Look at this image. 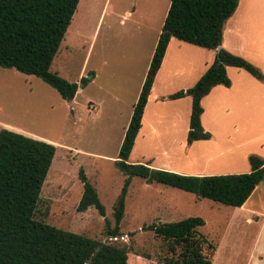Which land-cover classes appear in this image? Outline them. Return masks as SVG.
I'll list each match as a JSON object with an SVG mask.
<instances>
[{"label": "rangeland", "instance_id": "1", "mask_svg": "<svg viewBox=\"0 0 264 264\" xmlns=\"http://www.w3.org/2000/svg\"><path fill=\"white\" fill-rule=\"evenodd\" d=\"M170 1L79 0L50 66L51 72L77 84L75 97L63 100L40 78L0 67V129L13 125L57 142L40 193L45 222L93 239L128 245V264H158L161 241L144 227L199 216L205 222L201 232L215 244L212 264H264V231L259 247L253 246L262 220L244 223L250 215L247 208L264 212V179L246 207H230L133 176L120 223L123 235L118 238L105 236V219L94 207L77 211L82 195L78 172L82 169L105 208L106 219L114 225L113 206L125 180L114 161ZM181 45L166 66L169 73L161 78L170 81L156 88L157 97L192 87L196 76L210 64L212 50ZM222 48L264 73V0H239L224 25ZM235 71L238 69H230L233 78ZM178 103L166 99L163 105L171 107L165 114H185L186 107ZM204 122L216 128L209 113ZM152 143L143 154L131 152L129 161L145 162L150 157L156 161L166 155L158 152L162 146ZM194 154L195 150V160ZM224 158L211 159L210 168L219 167Z\"/></svg>", "mask_w": 264, "mask_h": 264}, {"label": "trees", "instance_id": "2", "mask_svg": "<svg viewBox=\"0 0 264 264\" xmlns=\"http://www.w3.org/2000/svg\"><path fill=\"white\" fill-rule=\"evenodd\" d=\"M79 0H0V67L33 75L54 88L63 100L71 101L78 89L50 71ZM239 0H171L153 51L139 96L125 131L114 165L125 180L113 206L114 225L84 171L79 169L82 195L78 212L94 207L104 217V234L118 238L125 198L133 176L193 193L199 198L241 207L264 179V159L250 155V170L244 173L186 175L157 169L149 163H130L129 155L141 127L142 116L154 78L171 38L216 52L214 61L196 83L167 96L174 100L191 97L186 142L209 140L201 124V99L216 85L229 87L226 68L244 69L262 80L264 74L241 56L222 48L224 25ZM219 48V49H218ZM57 147L25 134L0 129V264H128V245L116 240H98L45 222L41 188ZM199 216L174 222L150 224L161 241L158 264H212L215 244L200 228ZM151 258L149 255H144Z\"/></svg>", "mask_w": 264, "mask_h": 264}, {"label": "crops", "instance_id": "3", "mask_svg": "<svg viewBox=\"0 0 264 264\" xmlns=\"http://www.w3.org/2000/svg\"><path fill=\"white\" fill-rule=\"evenodd\" d=\"M183 43L186 42L180 41L176 38H171L167 45L162 63L154 78L151 91L144 108L141 127L137 133L133 148L131 150V152H136L137 150L138 154H143L146 150L148 151V148H150L151 144H153L152 142L155 141V143H158V145L163 147L158 152L161 154L164 153L166 155H161L162 157L160 156L158 159L156 158V161L154 160L155 157H150L149 160L145 162H141L143 161L142 159H136L135 162H130L128 158V162L149 163L153 168L169 170L186 175H214L248 172L250 170L248 163V157L250 155H258L264 159V79L259 80L244 69L228 66L226 68V73L231 81L230 86L225 87L223 85H216L209 91L207 95L201 99V105L203 107V113L201 114V124L203 128L211 134V138L209 140H197L192 142L190 145H187L186 137L189 129L191 97L186 96L183 98L174 99L175 101L180 102L178 104H182L184 107H186L184 112L185 114H181L179 112L167 116L165 111L171 106H164L163 104L164 101L168 99L167 96L172 93L158 97L155 95V90L160 84L170 81L168 78L163 80H161V78L165 74L169 73V68L167 70L166 66L169 64V62L172 63V59L174 58L175 54L180 52L182 47L181 44ZM214 54H216L215 51L211 53L210 58L207 60L210 64L215 58ZM149 64L150 62H148L146 71L140 83V88L136 95L135 102L138 99ZM210 64H208V66ZM231 68L238 69V71H235L234 73V78L230 75ZM204 72H200L196 76L195 81H197V79H199ZM93 77L94 75L92 74L90 78ZM159 99L163 101H159ZM151 102H153V105L152 107H149ZM92 110H95V107H93ZM187 110L189 112L188 117L186 116ZM147 112H149V115H147ZM208 113L209 118L211 119V124H216V128L212 127L211 125L207 126L205 124L204 117ZM131 115L132 111L129 116L128 123L124 128V134L128 127ZM6 129L13 130L36 139H41L57 146V142L53 140L23 131L16 126L10 125L9 127H6ZM124 134L121 138L120 146ZM175 138H179V141L172 140ZM156 139L158 142H156ZM183 140H185V143ZM194 150V155L196 156L195 160L193 159ZM170 153L174 156H172ZM198 155L202 157L198 159ZM176 156L179 159L178 163ZM219 157L226 158L222 159L218 163L219 167L210 168L211 159L213 160ZM194 165H198V168L193 169L195 168ZM165 166L167 168H164ZM257 189L258 186L255 188L252 194ZM252 194L241 207L247 206ZM167 204L168 206L173 207V205L169 202ZM169 211H171V208H169ZM247 211L250 215L244 219L245 224H253L252 222L254 218L262 220L263 223L259 225V229L256 231L257 234L253 242V246L257 245L258 248L259 239L264 231V212L256 210V208H247Z\"/></svg>", "mask_w": 264, "mask_h": 264}, {"label": "water", "instance_id": "4", "mask_svg": "<svg viewBox=\"0 0 264 264\" xmlns=\"http://www.w3.org/2000/svg\"><path fill=\"white\" fill-rule=\"evenodd\" d=\"M219 49V48H218ZM108 239L105 240V242L107 241Z\"/></svg>", "mask_w": 264, "mask_h": 264}]
</instances>
